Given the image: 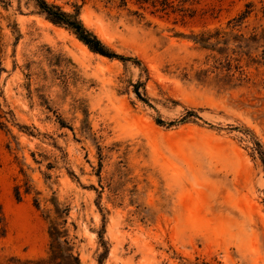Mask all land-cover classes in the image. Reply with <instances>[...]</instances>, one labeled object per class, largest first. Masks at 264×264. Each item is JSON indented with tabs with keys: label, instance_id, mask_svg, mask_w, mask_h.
Returning a JSON list of instances; mask_svg holds the SVG:
<instances>
[{
	"label": "rangeland",
	"instance_id": "obj_1",
	"mask_svg": "<svg viewBox=\"0 0 264 264\" xmlns=\"http://www.w3.org/2000/svg\"><path fill=\"white\" fill-rule=\"evenodd\" d=\"M47 1L128 59L0 0V264H264V0Z\"/></svg>",
	"mask_w": 264,
	"mask_h": 264
},
{
	"label": "trees",
	"instance_id": "obj_2",
	"mask_svg": "<svg viewBox=\"0 0 264 264\" xmlns=\"http://www.w3.org/2000/svg\"><path fill=\"white\" fill-rule=\"evenodd\" d=\"M38 7L39 13L45 16V19L54 25L63 26L74 33L76 38L85 44L92 52L108 58H116L126 60L128 57L116 54L107 48L102 41L89 29H87L78 17V11L69 13L64 11L60 6L49 3L47 0H33ZM203 40V39H202ZM3 70L0 64V72ZM138 94V93H136ZM189 116H196L192 111H188L185 120ZM158 124H164V121L157 119ZM255 146L259 143L255 142ZM26 183V188H27ZM14 196L17 200L21 199L20 186L14 187ZM57 212L62 215H57L49 220L48 232L51 239L50 255L47 258L39 259L35 262L26 261L20 264H80L78 256L73 252V246L68 239L67 213L68 209L64 208L62 211L57 203H53ZM34 205L39 207V199H34Z\"/></svg>",
	"mask_w": 264,
	"mask_h": 264
}]
</instances>
